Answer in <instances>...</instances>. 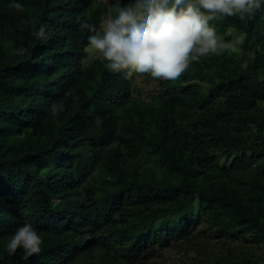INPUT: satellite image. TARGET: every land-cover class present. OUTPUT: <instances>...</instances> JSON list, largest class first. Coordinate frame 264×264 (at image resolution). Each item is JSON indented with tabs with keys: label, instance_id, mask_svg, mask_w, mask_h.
<instances>
[{
	"label": "trees",
	"instance_id": "obj_1",
	"mask_svg": "<svg viewBox=\"0 0 264 264\" xmlns=\"http://www.w3.org/2000/svg\"><path fill=\"white\" fill-rule=\"evenodd\" d=\"M141 1L0 0V264H264V0Z\"/></svg>",
	"mask_w": 264,
	"mask_h": 264
},
{
	"label": "rangeland",
	"instance_id": "obj_2",
	"mask_svg": "<svg viewBox=\"0 0 264 264\" xmlns=\"http://www.w3.org/2000/svg\"><path fill=\"white\" fill-rule=\"evenodd\" d=\"M108 2L116 0H106ZM126 3L131 6L133 9L138 10L142 7L143 1L141 0H126ZM183 37L191 39L193 42H196L199 45H209L214 42V30L212 27L207 26L201 30H190L187 31ZM126 43V38L122 34L121 23L111 16H109L103 22V31L99 36H93L90 43L86 47V57L83 60L85 65L92 64L97 58L101 48L109 43ZM218 43L234 46L235 36L230 35L228 41L225 43L222 40H217ZM188 63L186 64V66ZM190 68V67H189ZM136 82L139 86L146 87L147 85L141 81L139 78L136 79ZM146 90V89H144ZM187 262V258L184 257L181 253H177L174 250H164L153 259L152 264H172L177 262Z\"/></svg>",
	"mask_w": 264,
	"mask_h": 264
}]
</instances>
